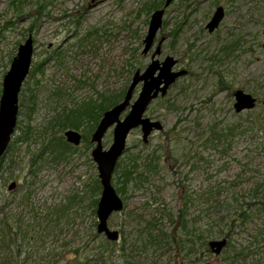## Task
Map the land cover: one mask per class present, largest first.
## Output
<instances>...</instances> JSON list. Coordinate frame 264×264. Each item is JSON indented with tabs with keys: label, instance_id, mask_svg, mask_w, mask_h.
Segmentation results:
<instances>
[{
	"label": "rangeland",
	"instance_id": "obj_1",
	"mask_svg": "<svg viewBox=\"0 0 264 264\" xmlns=\"http://www.w3.org/2000/svg\"><path fill=\"white\" fill-rule=\"evenodd\" d=\"M166 1L0 0V99L19 46L30 35L34 39L32 67L19 95L23 113L0 163V220L8 213L30 218L33 209L81 198V219L74 224L79 235L70 231L56 250L46 248L27 264H44L41 257L52 249L60 259L62 253L71 260L77 250L85 257L99 251L108 264H122L128 252L120 250L121 238L114 246L102 234L90 241L98 217L88 203L101 196L90 141L94 129L58 157L47 146L66 139L68 129L86 137L89 121L76 129L64 126V119L86 101L127 91L162 39L154 58L172 56L178 61L173 70L188 75L148 107L145 116L163 129L147 143L141 127L128 135L113 175L126 204L108 224L130 241L149 225L168 235L161 246L132 250L136 264H264V0H173L167 7ZM220 5L226 16L210 33L206 25ZM162 8V27L144 54L152 13ZM238 89L257 97L254 109L236 112ZM113 128L104 136L105 149L113 143ZM134 156L140 164L152 157L157 167L120 193L116 178ZM12 182L16 187L9 190ZM183 225L198 242L191 253L178 237ZM222 238L228 244L219 255L203 247L204 240ZM5 252L0 247V264H10Z\"/></svg>",
	"mask_w": 264,
	"mask_h": 264
},
{
	"label": "water",
	"instance_id": "obj_2",
	"mask_svg": "<svg viewBox=\"0 0 264 264\" xmlns=\"http://www.w3.org/2000/svg\"><path fill=\"white\" fill-rule=\"evenodd\" d=\"M173 0H167L165 6L171 4ZM165 9H157L152 13L147 35L144 39L145 48L143 53H148L155 44V38L162 27ZM225 17V9L218 6L207 24L210 32H213ZM164 39L159 41L156 52L152 56L151 63L142 72L137 70L132 82L128 87L124 98L115 106L104 112L100 122L91 135V143L95 144L92 150V157L97 164L99 179L102 186L101 196L97 206V232L104 234L110 241H118L120 232L112 229L109 218L124 209V200L116 191L113 185V175L120 157L126 150L127 138L130 132L141 127L143 141L147 143L150 135L154 131L163 129L159 120H152L146 117L145 113L149 105L159 96H166L169 88L176 80L186 75V70H173L177 60L172 56H167L163 61L155 59L161 53V45ZM34 56V39L32 35L19 46L17 55L11 62L10 69L3 79V90L0 99V159L6 154L12 137L16 131L19 109L20 92L24 81L28 77ZM142 83L141 91L132 102L134 93L138 85ZM234 108L237 113L245 110H252L257 105V98L253 94L242 89L235 91ZM264 102V101H263ZM125 114V116H123ZM113 128V143L108 148H104L103 139L107 131ZM68 142L79 145L82 135L74 130L68 129L65 132ZM16 187V182L9 185V190ZM228 243L227 238L210 240L208 245L215 255H219Z\"/></svg>",
	"mask_w": 264,
	"mask_h": 264
},
{
	"label": "trees",
	"instance_id": "obj_3",
	"mask_svg": "<svg viewBox=\"0 0 264 264\" xmlns=\"http://www.w3.org/2000/svg\"><path fill=\"white\" fill-rule=\"evenodd\" d=\"M125 94L126 91L123 90L116 96H102L99 101H86L72 110L62 123L64 126L79 129L81 125H83L86 121H89L92 125L89 126L86 137L83 136V138L87 140L89 133H91L93 129L95 130L104 112L118 104L124 98ZM35 103V99L30 101V109H33ZM19 104L20 109L16 129L19 126L20 115L23 113L24 102L22 98L20 99ZM73 146L74 145L72 143L68 142L67 139L62 137L61 141L58 143L50 141L47 147L49 151L53 153L54 157H58L64 153L71 152ZM9 148L10 145L8 149ZM5 155L0 159V163L3 162ZM138 157L139 156H134L132 158V162L124 166L121 169V172L118 173L116 179L119 185L118 189L120 193H123V190L129 185L137 186V183L139 180L141 181L142 176L148 175L156 169L157 163L155 162L154 158L150 157L148 162L146 161L143 164H140ZM117 166L121 167L120 164H117ZM116 169L119 168L116 167ZM96 188V191H99L100 189L102 191V186L99 180L96 182ZM24 199L25 198L22 196V201L25 204L26 202ZM80 199L81 198L76 195L64 203L49 204L40 210L33 209V215L30 218H26L21 213H18L15 219L10 213L3 215L0 220V247L5 248L6 260L10 264H27L37 257L35 254L45 251L46 248H53L56 250V244L58 240H67L69 237L68 233L70 231H74V236L79 235V231L75 229L77 225L74 224L81 219L78 215L81 203ZM98 202L99 200L95 195L89 200L88 204L91 207L93 214H96ZM97 223L95 222L92 226L94 228L96 227V232L93 233L90 241H95L101 236V234L97 232ZM155 227V225H149L148 227L140 229L131 241L127 235L123 234L122 230L119 231L121 238L120 250H122L123 253L126 251L128 252L127 255H125L122 264H136L133 256L130 255L132 250L135 251L139 248L146 249L150 244L153 243L155 246L157 244L161 246L163 241L167 240L168 235H166L164 232H157ZM181 229L182 234L178 237H180L182 242L185 244L187 243L186 248L188 249L189 253H191L195 250V245H198V242L197 240L191 241L189 239L193 232L186 225H183ZM106 244L107 246H114L117 244V241H106ZM207 245L208 243L206 240H204L203 247H206ZM53 249L51 250L52 252L47 251V255L41 257V259L44 261V264H61L62 261L63 264H99V262H101V264L109 263L108 256H106L104 253L100 254L99 251L96 253L92 252L89 256L85 257L82 256V253L79 250H77L74 253V258L68 260L65 259L64 253H62V257L60 259L58 257V253L53 252Z\"/></svg>",
	"mask_w": 264,
	"mask_h": 264
},
{
	"label": "flooded vegetation",
	"instance_id": "obj_4",
	"mask_svg": "<svg viewBox=\"0 0 264 264\" xmlns=\"http://www.w3.org/2000/svg\"><path fill=\"white\" fill-rule=\"evenodd\" d=\"M220 6H221V5H220ZM224 9H225V8H224ZM215 10H216V9H215ZM225 11H226V10H225ZM214 12H215V11H214ZM225 16H226V12H225ZM224 18H225V17H224ZM222 21H223V20H222ZM222 21H221V22H222ZM207 24H208V23H207ZM220 24H221V23H220ZM220 24H219V26H220ZM219 26H218V27H219ZM206 27H207V25H206ZM218 27H217V28H218ZM217 28H216V29H217ZM207 29H208V28H207ZM216 29H215V30H216ZM208 30H209V29H208ZM215 30H214V31H215ZM214 31H213V32H214ZM209 32H210V31H209ZM213 32H210V33H213ZM186 71H187V70H186ZM186 75H188V71H187ZM234 94H235V93H234ZM253 96H254V95H253ZM159 97H162V96H159ZM254 97H255V96H254ZM256 98H257V97H256ZM257 102H258V99H257ZM149 106H150V105H149ZM152 120H153V119H152ZM151 135H152V134H151ZM151 135H150V136H151ZM82 140H83V136H82Z\"/></svg>",
	"mask_w": 264,
	"mask_h": 264
}]
</instances>
